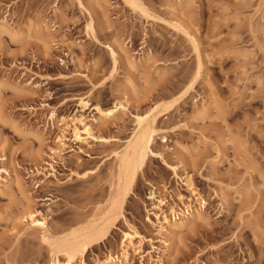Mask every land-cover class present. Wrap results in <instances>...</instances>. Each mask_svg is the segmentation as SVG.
<instances>
[{"label": "rangeland", "instance_id": "1", "mask_svg": "<svg viewBox=\"0 0 264 264\" xmlns=\"http://www.w3.org/2000/svg\"><path fill=\"white\" fill-rule=\"evenodd\" d=\"M139 2L0 0V264H53L55 243L106 218L146 115L154 154L72 264H119L133 231L124 264H264V0ZM72 118L94 137L75 140ZM189 210L202 218L161 229Z\"/></svg>", "mask_w": 264, "mask_h": 264}, {"label": "bare ground", "instance_id": "2", "mask_svg": "<svg viewBox=\"0 0 264 264\" xmlns=\"http://www.w3.org/2000/svg\"><path fill=\"white\" fill-rule=\"evenodd\" d=\"M128 1L131 3L132 6L141 8V3L139 2V0ZM3 25L5 26V24L0 22V31H4L5 28ZM112 51L113 54H115L116 51L114 49H112ZM88 104V101H86L84 98H80V106L82 108L85 109ZM122 105L123 104L119 102L115 104L113 108L107 110H104L99 105H96L95 109H97L98 112L101 113L103 116L108 117L114 116L119 107H123ZM55 115L56 114L53 112L51 114V118L54 119ZM71 120V129L73 131V136L75 140L81 141L83 133L87 134L89 137H94L91 125L83 123L82 121H78L75 118H72ZM77 123H81V125H83V128L78 127ZM137 126L138 128L134 137L128 141L125 150L122 152V154L119 155V168L121 173L120 186L117 194L111 200V206L106 214V218L103 219L101 222L94 223L87 228L74 230L68 238L60 242L58 241L57 243L54 242L56 249H54L55 251L53 253V264L60 263V254H64L66 256V264H72V262L77 257L83 256L84 253L92 245L105 239L108 236L111 225L113 224L112 220L121 214L122 205L125 201L126 196L132 189L138 170L142 168L149 155L154 154L151 148V143L154 138L155 129L152 127L151 122H149V115L138 116ZM173 169L176 171L177 167H173ZM3 171L6 170L3 169ZM10 183L11 180L6 179L4 186L7 188L10 187ZM186 183L188 184L189 188L193 189L189 178L186 179ZM17 186H20L18 182ZM201 204H205V201L202 200ZM202 216L203 214L198 210H189L186 216L181 221L172 222L168 219L167 215H165L164 221L167 225H162L161 229L167 230V228H171L172 230L174 229L176 231L182 228L185 223L195 218H202ZM30 220L32 225L39 227L44 232L45 238L50 237V231L46 218H40L37 217L35 214H31ZM140 237V234L136 231L125 233L122 246L123 252H121L123 260H120L119 264H124L126 261L129 260L128 248L135 244V241ZM141 243L142 240H140L138 243L139 247L136 248L137 251L140 250ZM105 262L108 264L117 263L116 261H114V259H108Z\"/></svg>", "mask_w": 264, "mask_h": 264}]
</instances>
